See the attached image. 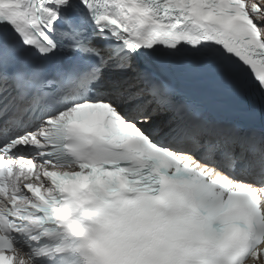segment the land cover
Masks as SVG:
<instances>
[{
	"label": "snow or ice",
	"instance_id": "1",
	"mask_svg": "<svg viewBox=\"0 0 264 264\" xmlns=\"http://www.w3.org/2000/svg\"><path fill=\"white\" fill-rule=\"evenodd\" d=\"M264 0H0V264H264Z\"/></svg>",
	"mask_w": 264,
	"mask_h": 264
}]
</instances>
